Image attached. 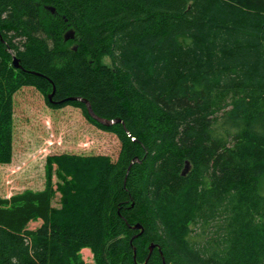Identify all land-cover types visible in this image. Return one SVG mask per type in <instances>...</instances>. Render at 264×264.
<instances>
[{
	"label": "trees",
	"instance_id": "obj_1",
	"mask_svg": "<svg viewBox=\"0 0 264 264\" xmlns=\"http://www.w3.org/2000/svg\"><path fill=\"white\" fill-rule=\"evenodd\" d=\"M25 87L120 152L56 158L61 209L0 196V264H264V0H0V164Z\"/></svg>",
	"mask_w": 264,
	"mask_h": 264
},
{
	"label": "rangeland",
	"instance_id": "obj_2",
	"mask_svg": "<svg viewBox=\"0 0 264 264\" xmlns=\"http://www.w3.org/2000/svg\"><path fill=\"white\" fill-rule=\"evenodd\" d=\"M102 63L110 65V60L103 58ZM119 152L117 137L92 125L81 109H53L37 89L22 88L14 96L13 156L8 164H0V196L10 198L28 190L43 191L50 183L52 207L61 209V187L72 182L73 176L61 170L57 163L60 157L107 156L116 161ZM42 224L41 220L31 221L28 230L34 231ZM80 260L94 264L92 251L81 250Z\"/></svg>",
	"mask_w": 264,
	"mask_h": 264
},
{
	"label": "water",
	"instance_id": "obj_3",
	"mask_svg": "<svg viewBox=\"0 0 264 264\" xmlns=\"http://www.w3.org/2000/svg\"><path fill=\"white\" fill-rule=\"evenodd\" d=\"M47 10H49L52 14H55V12H56L54 8H50V7H47ZM74 38H75V32L72 31V30L68 31V32L65 34V36H64V40H65V42H68V41L74 40ZM75 50H76V48H75ZM13 66H14L15 69H19V68H20L19 60H18L17 58H14ZM53 96H54V89H53V92L47 96L48 101H49L51 104H53V105H58V104H60V103H57V102L53 101ZM72 100H73V99H72ZM74 100H77V101H80L81 103H83V104L86 106V108H87V112H88L89 116H90L94 121H96L97 123H99L100 125H102V126H104V127H110V126H112L113 124L121 123V120H113V121H111V120H105V119L99 118L98 116H96V115L94 114V112H93L92 109H91L90 104H89L88 101H86V100L78 99V98H75ZM189 170H190V165H189V163H186V166H185V169H184L182 175L185 176V175L189 172ZM135 229L141 230V226H140V225H137V226L135 227ZM141 233H142V232H141ZM153 249H154V247L151 246V247H150V253L153 251Z\"/></svg>",
	"mask_w": 264,
	"mask_h": 264
}]
</instances>
